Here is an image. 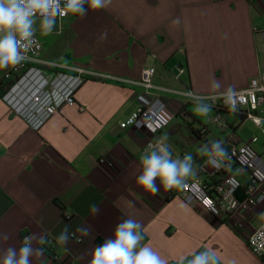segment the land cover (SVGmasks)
Wrapping results in <instances>:
<instances>
[{
  "label": "crops",
  "instance_id": "obj_1",
  "mask_svg": "<svg viewBox=\"0 0 264 264\" xmlns=\"http://www.w3.org/2000/svg\"><path fill=\"white\" fill-rule=\"evenodd\" d=\"M177 18L180 23L174 24ZM254 27L264 30V0H112L83 18L57 19L51 37L58 56L43 49L39 59L90 72L76 93L83 110L64 107L36 131L0 98V235L10 237L0 239V251L18 250L24 237L35 233L50 237L54 250L34 243L44 255L32 264H88L92 249L112 236L116 224L133 218L143 226V242L168 264L205 248L214 249L221 264H264L248 246L264 222L258 216L264 202L243 218L214 217L185 203L179 189L161 187L152 195L136 184L141 155L161 136L168 137L174 156L191 153L198 171L207 159L198 154L203 144L227 138L247 143L239 133L250 119L238 120V113L227 114V129L210 126L200 134L213 105L208 101L211 112L199 116L184 93L211 95L214 81L221 91L229 85L239 90L264 74V38ZM104 32L107 38L101 40ZM145 67L156 69L155 86L174 91L163 93L171 121L156 134L120 127L138 106L143 88L136 82ZM259 154L264 159V147ZM232 170L236 173V166ZM201 177L215 179L210 167ZM237 197L245 198L243 188ZM92 205L99 209L95 215ZM66 225L74 236L61 247L56 237ZM79 226L91 228L82 243L76 242Z\"/></svg>",
  "mask_w": 264,
  "mask_h": 264
},
{
  "label": "clouds",
  "instance_id": "obj_2",
  "mask_svg": "<svg viewBox=\"0 0 264 264\" xmlns=\"http://www.w3.org/2000/svg\"><path fill=\"white\" fill-rule=\"evenodd\" d=\"M112 0H0V71L16 68L29 57L27 53L38 47L36 33L39 30L43 36L51 35L57 27V17L68 14L78 15L81 18L89 11L96 12L108 8ZM39 21V28L35 27ZM179 24L177 18L173 21ZM107 32L101 34L100 39H106ZM258 81L253 80L252 86L256 87ZM222 85L214 81L211 85L213 94L198 95L186 92L184 95L193 102L194 112L207 117L212 110L208 101L223 100L224 106L231 113L239 111L240 92L235 86L229 85L221 91ZM254 122L260 125L259 117ZM153 131L155 129H152ZM198 154L207 158V163L215 168H230L231 157L219 140L203 144L198 149ZM199 166L193 155L186 153L182 158L174 156L171 145L166 135L161 136L155 143H150L140 157L139 175L136 184L144 191L157 195L161 187L165 191L187 187L188 180H195L198 176ZM159 182V183H157ZM238 186V181H234ZM235 207V202H232ZM211 207V205H209ZM92 215L98 213L97 205L90 209ZM264 220V212L258 214ZM79 237L77 243L83 242V237H88L91 228L79 226L76 229ZM7 234L0 235V239L8 241ZM71 235L66 225L56 237V244L64 247L68 244ZM145 233L141 222L127 218L116 224L111 237L92 249L88 264H168L150 244L144 243ZM50 243L46 235L32 234L25 236L19 249L8 246L0 251V264H32L33 258L40 260L44 255L42 247ZM252 243L257 251L264 253V224L253 234ZM177 264H221V258L214 249L205 248L203 251L192 253L191 257H180ZM229 264H236L235 260Z\"/></svg>",
  "mask_w": 264,
  "mask_h": 264
},
{
  "label": "built area",
  "instance_id": "obj_3",
  "mask_svg": "<svg viewBox=\"0 0 264 264\" xmlns=\"http://www.w3.org/2000/svg\"><path fill=\"white\" fill-rule=\"evenodd\" d=\"M68 15L58 16L57 19L61 20ZM253 30L264 38V30L258 27H254ZM36 39L38 47H34L27 53L29 59L16 68L0 71V77H3V82L7 86L1 99L14 115L21 118L31 129L38 131L64 107L76 106L83 110V107L78 105L76 93L85 83L90 72L82 67L43 63L39 57L44 49V43L37 33ZM183 71V68L179 69L180 73ZM155 73L154 67H145L141 71L140 80L136 83L143 88V92L139 96L137 108L120 124L121 128L134 127L156 134L170 124L168 102L163 93L174 91L155 86L153 83ZM253 80L259 82L256 87L252 86ZM237 91L240 92L238 113L245 115L253 122L259 117L261 120L259 127H262L260 115H264V74L251 79L247 87ZM211 103L214 112L208 118L207 126L200 130L202 135L207 133L210 126L220 129L228 128L226 117L230 112L224 106L223 100L211 101ZM257 141L258 138L255 137L252 142ZM150 143L155 142H149L147 146ZM223 146L231 157L230 168L212 167L206 159L198 171L197 178L188 180V186L179 189L178 194L185 203L198 205L214 217L240 216L243 218L253 207L264 202V159L248 143H239L227 138ZM233 166H236V173L232 170ZM207 167L212 169L214 182L204 181L201 177V173L206 171ZM240 174L245 176L246 181L239 177ZM234 181H238V186H234ZM241 188L245 191L244 199L237 197V192ZM233 201L235 207L232 206ZM64 217L70 219L72 214L66 211ZM235 225L239 226L240 222ZM261 225L255 228L248 238V246L255 256L264 259V253L257 251L252 243L253 234ZM48 240L50 243L45 244L44 247L47 251L53 252V240L50 237Z\"/></svg>",
  "mask_w": 264,
  "mask_h": 264
},
{
  "label": "rangeland",
  "instance_id": "obj_4",
  "mask_svg": "<svg viewBox=\"0 0 264 264\" xmlns=\"http://www.w3.org/2000/svg\"><path fill=\"white\" fill-rule=\"evenodd\" d=\"M35 27H37V29L39 28V21H37V24L35 25ZM37 35L39 36L42 42L46 43L44 50L47 52V54L48 55L51 54L52 56H58L59 48L57 46V43L54 42V39L51 37V35L43 36L40 34L39 30L37 31ZM55 60H60V59L59 57H57V59ZM261 118H262V124H263L261 128L253 125L252 123L253 121L250 119L246 123L245 129L243 130V132L239 133V136L245 142L251 144L252 147L259 153L263 152V147H264V115H262ZM255 137L258 138L259 141L254 144L252 141Z\"/></svg>",
  "mask_w": 264,
  "mask_h": 264
},
{
  "label": "trees",
  "instance_id": "obj_5",
  "mask_svg": "<svg viewBox=\"0 0 264 264\" xmlns=\"http://www.w3.org/2000/svg\"><path fill=\"white\" fill-rule=\"evenodd\" d=\"M7 89L6 84L3 82V77H0V98L3 96V94L5 93ZM238 113V112H237ZM238 120H244L245 119V115L238 113L237 114Z\"/></svg>",
  "mask_w": 264,
  "mask_h": 264
}]
</instances>
